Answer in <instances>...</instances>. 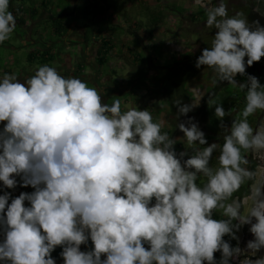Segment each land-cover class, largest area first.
I'll return each mask as SVG.
<instances>
[{
  "label": "clouds",
  "instance_id": "9594fccd",
  "mask_svg": "<svg viewBox=\"0 0 264 264\" xmlns=\"http://www.w3.org/2000/svg\"><path fill=\"white\" fill-rule=\"evenodd\" d=\"M193 3L215 30L195 67L212 70L213 86L247 90L230 128L223 118L231 110L208 99L227 131L222 146L196 147L207 141L189 119L177 125L179 142L194 153L183 160L187 153L175 152L177 140L162 133L164 122H154L148 110L122 111L119 97L102 103L95 87L48 65L24 82L14 74L0 79V185L15 189L19 177L20 187L34 189L11 203L9 192L0 195V262L56 264L51 253L61 247L63 264H217L216 252L219 264H229L244 251L223 237L238 241L243 225L253 236L249 255L264 249V181L252 184L246 212L234 198L257 175L244 153L264 151V128L248 122L264 111V85L252 75L245 83L235 79L264 57V26L258 20L250 26L240 12L229 16L225 0ZM8 9L9 0H0V43L16 28ZM197 105L176 101L178 116ZM201 175L206 179L198 184ZM217 209L225 219L212 218ZM89 240L91 250L81 251ZM239 264H264V256Z\"/></svg>",
  "mask_w": 264,
  "mask_h": 264
},
{
  "label": "crops",
  "instance_id": "0c3cea01",
  "mask_svg": "<svg viewBox=\"0 0 264 264\" xmlns=\"http://www.w3.org/2000/svg\"><path fill=\"white\" fill-rule=\"evenodd\" d=\"M15 1H20L21 5H16ZM8 10L16 18L11 38L14 37L12 42L18 48L13 50L27 53L25 58L16 55V64L12 63L13 56H8L9 63L4 65L1 59H7L0 57V79L4 74H14L24 82L35 74L39 66L48 65L64 78L74 77L89 87H95L109 105L119 97L122 111L136 107L138 97L151 93L154 100L147 110L153 121L164 122L161 131L177 140L174 145L177 154L187 153L183 160L194 154L192 149L179 142L183 133L177 125L185 123V120L177 112L171 113L167 100L161 95L168 72L172 81L178 83V92L189 94L188 104H199L201 92L204 94L211 85L205 80V69L185 75L188 73L185 58L191 60L196 55L189 48L195 35L189 34L190 42L187 44L180 35L181 23L187 18L191 21L192 17H197L190 0H9ZM48 35L52 39H47ZM170 44H181L185 52L172 54L167 49ZM104 45L109 50L105 53L104 63L97 65L98 51L105 50ZM174 86L169 85L166 92L172 91ZM192 120L201 130V120L195 117ZM217 122L221 124L219 119ZM2 128L3 123H0ZM215 132L204 130L207 144L196 147L218 144ZM217 157L218 150L213 152L210 166L217 165ZM201 178L206 179L201 175L197 183L202 182L199 181ZM16 179L17 185L20 184V178ZM22 190L25 193L34 191L31 187H22ZM4 192L10 193L11 203V199L16 198L17 187L5 189L0 185V195ZM25 206H28L27 202ZM2 239L0 235V242ZM91 248L92 244L80 246L81 251H90ZM56 264H63V259Z\"/></svg>",
  "mask_w": 264,
  "mask_h": 264
},
{
  "label": "trees",
  "instance_id": "16d2710c",
  "mask_svg": "<svg viewBox=\"0 0 264 264\" xmlns=\"http://www.w3.org/2000/svg\"><path fill=\"white\" fill-rule=\"evenodd\" d=\"M255 6V0L252 1V6L251 8H249L244 17L248 20L249 25L250 26H254L252 25L253 21H259L261 26H264V16L261 15L260 13H258L257 11H255L253 8ZM205 12V11H204ZM197 18V17H196ZM194 17L191 18L192 21H195ZM201 18V17H200ZM199 19V18H198ZM211 44V41L206 42L203 44L202 47L207 48L209 47ZM105 47V52L99 50L98 51V56H97V65H102L105 61V53L107 52V50H109V48L104 45ZM201 54H196L193 57H191V60L189 58H185L184 62L187 63V74L185 75H193L195 72H197L199 69L202 70H206L204 77L205 80L208 81L211 85L209 87H207L203 97L200 99L198 106L194 107L192 111H190L189 113H187L186 115L180 116L181 118H183V120H185V123L189 120L192 119V117H195L196 120L200 119V127H201V131L204 133V130L209 129V130H218L219 132V140H218V144H220L222 146L223 144V138L224 135L227 134V131L223 128L220 127V123L217 122V118L215 117V107L216 105H212L209 106L208 104V99L209 97H211V99L215 100L216 104H220V106L223 107V109L225 110V112H229L228 114L229 117V122L225 123L226 127L227 126H231V123L233 120L235 119H239L240 118V114L242 112V110L245 107V95H246V89L244 91H241L239 88H233L231 85H228L227 82L224 83H218L215 86L212 85L211 83V79L213 76V72L211 69L205 68L204 66H201L200 68H196L195 67V62L197 60V58L200 56ZM246 59V58H245ZM259 62H255L251 67H246V72L244 75H237L235 77L236 81L238 83H245L247 81V77L249 75L252 76H257L258 74V69H259ZM185 73V72H184ZM182 82H180L181 84ZM164 88L161 91V95H164V98L167 100L169 107H170V111L171 113H178L177 110V106H176V101H180L181 104L183 105H188V99H189V94L187 92L184 91H180L178 92V83H174L172 81V76L170 75V72L167 73V75L164 78ZM174 84V89L170 92H166L167 91V87L169 85ZM225 87L226 90H225ZM220 90H223L222 92ZM154 100V96H152L151 93H144L142 94L140 97H138L135 100V104H136V108L138 110H147V108L149 107V104ZM102 103L108 104L107 100L105 98H102ZM109 105V104H108ZM110 106V105H109ZM227 116V115H226ZM253 120V118L251 116L248 117V122L251 123V121ZM245 155V154H244ZM218 156H219V151H218ZM201 184V183H198ZM20 184L17 185V195L16 197H18L20 195L21 192H24L22 190V187L19 186ZM240 190H242V188H240ZM237 193V192H236ZM234 193V197H237V194ZM213 219H220L219 214L217 213V211L213 212ZM223 239L227 242L230 243V245L232 247H235V240L230 239L229 236H225L223 237ZM91 245V241L89 240V242L87 243V245L84 246H90ZM62 251L61 247H57L52 253L51 256L52 258L55 259L56 263L59 262L61 260V256L60 253ZM214 258L217 262V264H219V261L221 259V253L220 252H216L214 253ZM0 264H4V262H0ZM229 264H232L229 262Z\"/></svg>",
  "mask_w": 264,
  "mask_h": 264
},
{
  "label": "rangeland",
  "instance_id": "374dc122",
  "mask_svg": "<svg viewBox=\"0 0 264 264\" xmlns=\"http://www.w3.org/2000/svg\"><path fill=\"white\" fill-rule=\"evenodd\" d=\"M252 1L254 0H225L227 9H228V15L233 16L237 12H240V13H243V16H244L246 11L249 8H251ZM20 3H21L20 1L19 2L15 1V4L18 6L21 5ZM215 5H216V0H212V6H215ZM253 9L264 16V0H255V6ZM195 12L197 15V18L195 19V21L192 22V20L190 21L187 18L183 21L184 22L183 24L181 23L182 29L180 31V35L181 37L185 38L186 44L187 42L188 43L190 42V40H188L189 34L195 35V37L193 38L194 40L190 43L191 46L189 48L190 50L193 51V52L191 51V53L198 55L202 53L203 49H205L204 47H202L203 44L212 40V36H214L215 30L206 27V14L203 10L196 8ZM76 21L78 22V20ZM44 25H46V23H44ZM10 38L6 40L2 46H0V57L5 56L7 59L5 61H3V58L1 59V63L3 65L6 63H9L8 56H11V57L13 56V60H12L13 64L14 62L15 64L17 63L16 55H18V57L20 58H22V56L24 58L26 57L27 52L25 53L18 52L20 51V49L13 50V48H18V47L16 46L17 44H14L12 42L14 40V37H12L11 39ZM47 39H52V38L48 35ZM6 44H8V46H6ZM258 65H259L258 74L255 77L258 78L259 83L261 85H264V57L261 58ZM226 88L227 87H225V90ZM220 91L222 92L223 90H220ZM229 117L230 116L227 115L223 118V124L225 125V128H230V126L226 127V124H225L229 122ZM251 117L253 118V120L251 121L250 125L253 127L254 130L257 128H264V111L258 110L254 115H251ZM215 133L218 134V139H219L220 134L218 130ZM244 154L249 161L247 167L249 168V170L256 172L257 175L255 178V181H248L244 185H242L241 186L242 190H239L236 193L237 197H234V198H239L241 205H242V208H241L242 212H246L248 207H250L251 202L246 201L245 197L250 194L252 184L255 182L264 181V151L247 152ZM199 181H202L201 183H203L204 179L201 178ZM216 211L219 214L220 219H225V217L221 216V210L217 209L215 210V212ZM249 227L250 225H243L240 228V230L236 232V235L238 236L239 239L238 241L235 240V244H236L235 247L239 246L242 249V251H244V255H241L237 260H230V263L232 264H239V261L243 260L246 257L255 260L261 256H264V249H261L259 252H257L255 256L249 255L248 251L246 250L247 242L253 239V236L249 232Z\"/></svg>",
  "mask_w": 264,
  "mask_h": 264
},
{
  "label": "built area",
  "instance_id": "2783aa9c",
  "mask_svg": "<svg viewBox=\"0 0 264 264\" xmlns=\"http://www.w3.org/2000/svg\"><path fill=\"white\" fill-rule=\"evenodd\" d=\"M190 3L194 6L193 0H190ZM197 9H200L198 7H195ZM203 10L204 9H200ZM167 49L172 53V54H182L185 52V48L181 44H170L167 46Z\"/></svg>",
  "mask_w": 264,
  "mask_h": 264
},
{
  "label": "water",
  "instance_id": "95a60500",
  "mask_svg": "<svg viewBox=\"0 0 264 264\" xmlns=\"http://www.w3.org/2000/svg\"><path fill=\"white\" fill-rule=\"evenodd\" d=\"M219 2V0H217V3Z\"/></svg>",
  "mask_w": 264,
  "mask_h": 264
},
{
  "label": "flooded vegetation",
  "instance_id": "af4514ba",
  "mask_svg": "<svg viewBox=\"0 0 264 264\" xmlns=\"http://www.w3.org/2000/svg\"><path fill=\"white\" fill-rule=\"evenodd\" d=\"M216 3H217V0H216Z\"/></svg>",
  "mask_w": 264,
  "mask_h": 264
}]
</instances>
